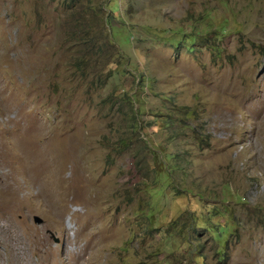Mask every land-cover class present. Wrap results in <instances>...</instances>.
<instances>
[{"label":"rangeland","instance_id":"obj_1","mask_svg":"<svg viewBox=\"0 0 264 264\" xmlns=\"http://www.w3.org/2000/svg\"><path fill=\"white\" fill-rule=\"evenodd\" d=\"M76 145L96 204L50 223ZM27 230L49 264H264V0H0V264Z\"/></svg>","mask_w":264,"mask_h":264},{"label":"bare ground","instance_id":"obj_2","mask_svg":"<svg viewBox=\"0 0 264 264\" xmlns=\"http://www.w3.org/2000/svg\"><path fill=\"white\" fill-rule=\"evenodd\" d=\"M69 147H67L68 149L65 150L66 151L65 153L63 152L64 155L62 157L58 158L56 164L54 165L55 171L51 170L52 172L50 171L51 174L49 176H48V174H46V176H47L46 180L40 181V183L42 182L40 185L37 184L39 186H38V189H37V191L33 197V201L36 202L38 207L41 208L43 210V212L50 215L51 218H53L50 221V223L54 222V221L57 222L59 217H57L58 214L56 213V209H57L56 207L61 205V203H62L61 200L70 191L75 192L76 190H85L87 198L85 201L79 200V202L81 204H84L87 208L94 206L96 204V200L94 198V192L96 191V187L94 186L95 188H90L87 191V187L93 186V185L89 184L84 178L85 173L89 169V166L83 165V162H82V158H83V154H84L83 150H82L81 146L79 147V145H76L72 148H69ZM26 161H27V159H26ZM24 165H25V163H24ZM29 165L31 166V163ZM25 167H27V166H25ZM32 168H33V166H32ZM67 168L71 169L70 179H67L65 176H63V174H64L63 172ZM22 169L26 170V169H28V167L26 169L25 168H22ZM29 169H31V168H29ZM37 171L35 172L36 174H37ZM41 171L43 172V170H41ZM50 172L48 171V173H50ZM45 173H46V171H45ZM27 174H29V173H27ZM18 175H19V173H18ZM31 175H32V173H31ZM53 175H54V178H53ZM27 176H30V175H27ZM30 177H29V181L31 179ZM35 177L36 176L32 177L33 184L36 181ZM51 177H52V179H51ZM24 206H25L24 202L21 201L20 203H18L14 207H8L7 210H9L8 212L12 213V215H14V213L19 211L20 209H23ZM54 213H56V214L54 215ZM76 214H77L76 212L72 213V215H76ZM26 237L29 239V241H31L29 243H31V246H32V248H31L32 253L37 254L36 264H49V261H50L49 260V254L46 251V247L45 248L43 247L45 245L44 243L46 241V238L42 234L37 235L36 233H34L32 231L30 232L28 230H27V236Z\"/></svg>","mask_w":264,"mask_h":264},{"label":"trees","instance_id":"obj_3","mask_svg":"<svg viewBox=\"0 0 264 264\" xmlns=\"http://www.w3.org/2000/svg\"><path fill=\"white\" fill-rule=\"evenodd\" d=\"M191 37V39L193 38L192 36H190ZM82 42L84 43V44H90L87 40H85V38H82ZM92 42V41H91ZM92 45H94V44H92ZM201 256V255H200Z\"/></svg>","mask_w":264,"mask_h":264}]
</instances>
